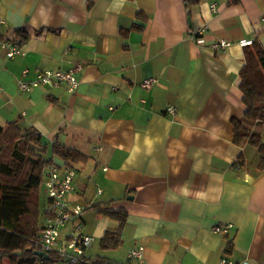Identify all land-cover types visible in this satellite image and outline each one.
<instances>
[{"label": "crops", "instance_id": "obj_1", "mask_svg": "<svg viewBox=\"0 0 264 264\" xmlns=\"http://www.w3.org/2000/svg\"><path fill=\"white\" fill-rule=\"evenodd\" d=\"M220 39L230 44L213 49ZM253 40L264 47V0H0V42L21 50L8 57L0 46V124L87 155L66 199L82 207L88 248L117 227L98 211L123 210L121 262L264 264V166L257 147L233 142L231 125L244 114L239 72ZM78 62L73 92L17 89ZM226 223L228 233L213 230ZM139 246L140 262L128 257Z\"/></svg>", "mask_w": 264, "mask_h": 264}, {"label": "trees", "instance_id": "obj_2", "mask_svg": "<svg viewBox=\"0 0 264 264\" xmlns=\"http://www.w3.org/2000/svg\"><path fill=\"white\" fill-rule=\"evenodd\" d=\"M238 0H231L237 2ZM141 25L134 24L139 29ZM245 61L239 72L238 87L245 107L241 118H231L233 142L239 146L250 144L257 147L259 168L264 166V47L257 40L245 45ZM48 144L35 130L22 133L16 121L0 124V264H58L54 252L41 250L40 235L46 215L39 208L41 185L49 164L59 168H75L87 155L53 141L50 155ZM43 194V193H42ZM43 196V195H42ZM45 198V197H43ZM46 203V199H44ZM46 205V204H45ZM87 208H100L93 203ZM117 221V227L107 229L99 239L103 249H117L122 245V230L126 221L123 210H99ZM42 219V221H40ZM232 240L225 246L228 254ZM79 264H128L104 255L88 257Z\"/></svg>", "mask_w": 264, "mask_h": 264}, {"label": "built area", "instance_id": "obj_3", "mask_svg": "<svg viewBox=\"0 0 264 264\" xmlns=\"http://www.w3.org/2000/svg\"><path fill=\"white\" fill-rule=\"evenodd\" d=\"M214 9V5H212ZM244 41L243 44H249ZM230 43L225 39H220L210 43L213 49H223ZM0 46L6 48V55L13 57L21 54L17 44L11 41H1ZM83 68V63H75L68 69H41L36 76L30 80H18L17 89L21 92H29L35 87L64 85L68 91L73 92L79 86L78 73ZM26 73V70L23 71ZM156 79L149 77L141 82V86L149 88ZM167 110L174 113L173 106H168ZM76 176L74 168H59L55 164H49L42 181V193L46 199V215L40 235L41 250L43 252H54L58 264H79L88 261L87 248L93 241V237L84 233L77 218L82 212V207L77 204H69L66 196L74 188L73 180ZM71 223V230L66 237H62V231L67 224ZM231 223L217 224L213 227L216 233L226 234L231 228ZM128 257L136 261L143 259V247L139 246L128 251ZM220 264H248L246 259L238 260L229 256H222Z\"/></svg>", "mask_w": 264, "mask_h": 264}, {"label": "rangeland", "instance_id": "obj_4", "mask_svg": "<svg viewBox=\"0 0 264 264\" xmlns=\"http://www.w3.org/2000/svg\"><path fill=\"white\" fill-rule=\"evenodd\" d=\"M48 144V148H47V152L45 153L46 156H49L50 155V145L49 144V141L46 142ZM76 168L80 167V166H75ZM42 185H41V189H42ZM42 192H41V195H40V198H39V208H41V210H44V207H45V202H44V195L42 196ZM85 204V202H82ZM83 213H87L88 217H93L96 213L90 209H84L83 210ZM40 221H42V219H40ZM88 252L91 253L90 255H93V256H96V255H104V256H107V257H111L112 259H116L118 261H122L124 260V255H122V253L117 250V249H103L100 247L99 245V240L98 238L96 237L95 238V241L93 242L92 246L90 248H88ZM5 264H9L7 261H5Z\"/></svg>", "mask_w": 264, "mask_h": 264}, {"label": "water", "instance_id": "obj_5", "mask_svg": "<svg viewBox=\"0 0 264 264\" xmlns=\"http://www.w3.org/2000/svg\"><path fill=\"white\" fill-rule=\"evenodd\" d=\"M38 255H44L45 253L42 250L37 251Z\"/></svg>", "mask_w": 264, "mask_h": 264}]
</instances>
